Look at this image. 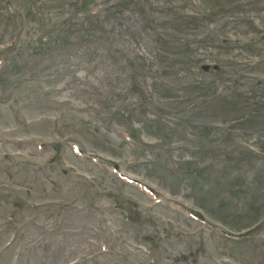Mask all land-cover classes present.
Returning a JSON list of instances; mask_svg holds the SVG:
<instances>
[{
    "label": "rangeland",
    "instance_id": "374dc122",
    "mask_svg": "<svg viewBox=\"0 0 264 264\" xmlns=\"http://www.w3.org/2000/svg\"><path fill=\"white\" fill-rule=\"evenodd\" d=\"M117 1L122 2L120 7L111 6L90 15L87 23L81 18L83 12L77 10L76 21L69 23L68 5L72 3L67 0H0V135L15 140L45 139L51 131L60 137L70 136L88 153H100V162L120 163L124 172L142 182L146 180L164 198H176L185 206L196 207L194 210L206 218L231 230L249 227L264 213V99H254L245 87L236 96L225 85L207 87L200 80V66L207 64L210 72L222 79L242 76L244 85L245 78L251 75L264 81L260 77L264 70L242 75L241 70L231 66L223 68L215 63L216 53L211 48L193 44L191 38L184 36L186 29L180 26L178 14L191 11V0H110L109 5ZM204 1L214 15L215 29L218 24V30H222L221 17L227 6L239 0ZM242 1L246 5L242 4L240 11L255 14L264 25V0ZM261 35L264 37V33ZM12 39L16 40L13 45ZM159 51L167 57V69L159 64ZM261 67L264 69V65ZM163 69L189 92H174L154 82L156 91L149 95L154 102L159 101L160 108L151 113L146 109L147 93L141 83L156 80ZM136 92L144 98L137 104L143 111L139 120L129 119L124 113L136 110L130 105ZM239 107L240 112L233 111ZM114 110L115 117H109ZM13 113L17 114L16 119ZM160 116L171 122L170 116L180 119L183 124L175 127ZM238 116L245 119L240 121ZM44 117L55 120L51 127L44 124ZM189 128L196 135L195 144L169 133H190ZM127 132L136 136L137 145L122 143ZM156 143L173 149L170 155L177 159L178 169L176 166L171 171L200 174L201 182L186 181L192 193L182 191L178 174H172L162 160L159 161L166 167L161 164L152 170L150 162L155 158H150L147 152L151 150L147 148ZM187 146L194 152H187ZM143 149L146 153H139ZM203 149L212 153L206 154ZM7 150L0 147L2 155ZM22 150L31 152L32 148L24 146ZM51 153L46 149L44 157L49 158ZM60 156L52 160L53 171L67 177L61 178L58 185L41 181L30 168L22 169L21 179L31 183L30 197L44 207L59 210L53 220L45 215L37 219L34 215L38 212L30 209L20 216V223H27L26 235L21 239L23 263L39 264L35 244L40 237L47 234L55 238L59 227L60 235L77 231L78 219L82 217L95 226V231L88 233L90 236L98 234L99 229L104 238L106 224L109 233L125 239V245L117 244L114 251L121 253L120 257L129 253L131 259L115 257L104 264H219L225 258L212 242L207 244L199 237L209 230L207 223H182L166 210H151L147 208L150 201L133 192L132 187L114 179L104 180L101 170L89 171L84 164L65 158L64 168L72 172L69 174ZM0 164L3 166L4 162ZM2 172L0 168L1 175ZM48 187L54 190L44 200L39 193ZM105 190L110 200L132 213L128 221L123 223L119 211L110 208V200L99 195ZM14 195L11 191L10 197ZM69 203L75 204L70 207ZM101 203L105 205L100 206ZM1 209L5 217H0V221L10 222L9 209L3 204ZM258 211L260 214L254 217ZM170 220L173 225H168ZM183 229L201 231L190 236ZM66 241L68 246L76 245L72 237ZM230 247V252L225 250L226 258L233 264H264L262 247Z\"/></svg>",
    "mask_w": 264,
    "mask_h": 264
}]
</instances>
